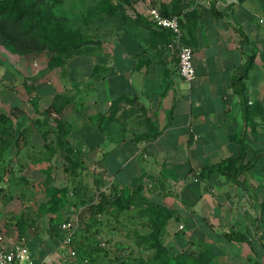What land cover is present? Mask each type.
Wrapping results in <instances>:
<instances>
[{
	"label": "crops",
	"instance_id": "crops-1",
	"mask_svg": "<svg viewBox=\"0 0 264 264\" xmlns=\"http://www.w3.org/2000/svg\"><path fill=\"white\" fill-rule=\"evenodd\" d=\"M117 1L116 14L95 20L94 42L59 66L0 59V112L15 135L7 163L30 166L29 175L41 178L50 159L62 158L57 115L65 144L98 163L114 184L165 186L159 197L202 236L213 264H264V216L256 200L264 197V172L253 167L237 181L218 173L199 177L204 165L238 154L241 134L250 146L246 159L264 150V120L253 111L255 101L264 107V0ZM174 1L183 41L193 49L191 82L166 46L171 31L149 18L151 6L171 12ZM244 66L239 94L233 74ZM132 105L137 111L124 113ZM230 228L246 240H227ZM0 231V247L25 240L36 260L59 264L53 237L18 239V230L2 222Z\"/></svg>",
	"mask_w": 264,
	"mask_h": 264
},
{
	"label": "rangeland",
	"instance_id": "rangeland-1",
	"mask_svg": "<svg viewBox=\"0 0 264 264\" xmlns=\"http://www.w3.org/2000/svg\"><path fill=\"white\" fill-rule=\"evenodd\" d=\"M101 2L62 0L54 11L69 31L68 35L79 37L85 46L94 42L92 29L95 20L103 13ZM32 46L31 39L22 36L13 39V35L5 38L0 33V59L8 56L37 69L40 65H48L53 56H61L63 61L71 56L49 48L32 49ZM253 108L256 116L264 120L262 104L255 101ZM136 111L132 105L124 113ZM10 123L13 126L12 121ZM52 123L59 128V135H55L54 140L64 149L62 158H49L52 163L44 167L46 173L37 174L41 178L29 175L30 166L7 163L10 159L5 149L14 142L15 135L12 131L1 136L0 222L11 226L13 232L18 230V239L36 233L53 237L59 264H183L184 261L192 264L191 257H182L181 254L192 253L197 258L200 253L208 252V244L202 236H197L196 231L185 225L181 214L159 197L166 194L165 186H149L138 180L127 187L114 184L98 163H88L82 152L71 151L65 144V122L54 115ZM5 128L11 130L9 126ZM256 157L247 170L254 167L256 172L263 173L264 150ZM258 160L260 164L256 165ZM119 197L123 202L122 209L114 203ZM259 199L261 202L257 205L261 204L260 215L264 216V197L256 198ZM155 204L171 211L160 235L165 247L163 258L155 257V249L148 247L150 227L147 214ZM68 222L71 223L70 229H64L63 224ZM69 236L71 240L67 241ZM69 249L74 250L75 255L71 256Z\"/></svg>",
	"mask_w": 264,
	"mask_h": 264
},
{
	"label": "trees",
	"instance_id": "trees-1",
	"mask_svg": "<svg viewBox=\"0 0 264 264\" xmlns=\"http://www.w3.org/2000/svg\"><path fill=\"white\" fill-rule=\"evenodd\" d=\"M61 2L62 0H0V33L4 34L5 38L13 35V39L19 36L31 39L33 42L32 49L42 47L49 48L52 51L58 50L59 54H78L85 43L79 37L69 36V31L65 29L64 24L56 15L54 8ZM120 6L121 4L117 0H102L100 10L105 14L114 15ZM172 7L173 10L171 12L168 11L166 5H162L160 10L164 15H179V7H177L176 1L173 2ZM212 11L217 15L214 7H212ZM7 41L12 42V40ZM7 47L11 48L9 44H7ZM62 63V57L56 55L50 58L48 66L53 68ZM246 69L244 66L233 74V85L237 87L239 94H242L243 88L239 81L242 72ZM51 109L55 108L51 106L48 111ZM10 122V119L0 112V141H3L1 136L5 137L10 132L12 133L13 126ZM61 125L62 123H59V126ZM8 126L11 129L9 131L5 128ZM236 140L239 143L238 154L215 164L204 165L199 171L201 179H208L212 174L218 173L237 181V176L254 164L256 157L246 159V153L250 146L245 142L243 134ZM114 203L119 209L123 208V202L120 197L116 198ZM170 215L171 211L158 204L152 205L148 210L147 219L150 227L148 247L155 249V257L157 258H163L162 256L165 253V247L160 240V235ZM224 236L229 241L239 242L246 240L244 233L233 228L226 231ZM181 256L191 257L192 264H212L213 262L210 250L200 253L197 258L192 253H189V255L183 253ZM183 264H185V261Z\"/></svg>",
	"mask_w": 264,
	"mask_h": 264
},
{
	"label": "built area",
	"instance_id": "built-area-1",
	"mask_svg": "<svg viewBox=\"0 0 264 264\" xmlns=\"http://www.w3.org/2000/svg\"><path fill=\"white\" fill-rule=\"evenodd\" d=\"M149 18L154 26L168 29L171 31L173 38L166 44L167 47L173 48L177 54V67L180 76L186 81L194 80L196 73L193 65V49L185 43L182 38L179 15H164L157 6H151L149 9ZM71 223H64L63 228L70 229ZM72 233L70 232V235ZM3 233L0 231V241ZM70 241V236L67 238ZM71 256L75 255L74 250L69 249ZM0 264H46L44 261L36 260L30 251L25 240H17L10 248L0 247Z\"/></svg>",
	"mask_w": 264,
	"mask_h": 264
}]
</instances>
